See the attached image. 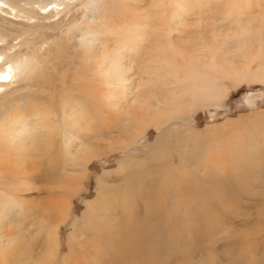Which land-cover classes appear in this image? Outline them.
<instances>
[{"label":"bare ground","instance_id":"bare-ground-1","mask_svg":"<svg viewBox=\"0 0 264 264\" xmlns=\"http://www.w3.org/2000/svg\"><path fill=\"white\" fill-rule=\"evenodd\" d=\"M100 1L0 0V100L4 96L11 95L8 93V89L13 84L16 87L17 85L21 87L20 84L29 87L28 83L34 73L41 69L43 65V57L49 56L51 44L42 42L40 46H36L34 40L30 37L34 16L41 18L42 30L57 27L59 22L68 24L69 27L65 36H61L59 40L63 39L69 42L71 41L70 38L79 37L74 29L78 23L76 15L81 13L85 16L84 23L88 22L85 25L97 19V25L100 29L97 32L101 34L99 37L107 42H113V46L103 47V52L99 53L103 57L96 63L99 64L97 70L100 74L98 76L109 83L113 92L111 93V99H109V105L114 106V111L118 115L117 118H121L118 128L116 127L119 130L118 135H121L115 137L113 136L114 132L110 131L102 135L99 134V137L95 136L96 138H94L90 136L91 133H88L94 128L91 125L90 127L87 126L90 121L86 120L84 123L82 121L84 116L80 113L77 102L79 99L81 100V97L75 98V102L72 101L70 95L65 98V104H69L71 111L64 117V126L57 123L53 125L46 121L44 123L45 129L42 130L43 119L41 117L30 124L28 122L29 114L16 111L0 121V154L2 153V157H7L6 155L10 156V153L20 152L23 156L18 155L16 157L17 161L13 158L12 160H1L0 158V173L18 175L24 172L26 166L24 164L30 162L27 161L30 154H48L50 142L54 140L57 143L61 138L64 139L68 154L75 149V146L81 144L79 150L75 151L73 160L74 162L76 160L78 168L82 167V169L88 170L89 163L96 157L114 151L128 150L127 148L134 144L137 138L147 134V129L150 126L162 127L149 151L151 161L148 163L137 158L123 161L119 169V173L123 175L122 186H117L116 190L108 186L111 182H114L110 174L99 179V194L94 199L85 202L83 216L78 222L76 220L72 222L69 228L73 231L67 236L64 243L59 238V225L64 224L71 218L70 198L79 192L84 178L83 174L73 172V175H69L56 191L52 190L53 195H51V198H54V200L38 210V213H45V217H51V220L55 222L54 228H52V225L50 228L42 225L39 229L44 240L39 248L41 250L40 254L37 253L38 256L33 255V251L27 249L17 259H14L13 254H8V258H0V264H85L84 256L92 258L89 264H155L158 260V254L165 253L166 249L162 243L163 239L158 243L161 248L158 249V247L152 245L150 235L146 234V228L141 226L142 223H145L148 214L155 211L149 206V195L152 197V192L149 191L148 186H145L147 183H144V180L150 176L146 166L152 163H164L158 167L157 172L166 180H171V178L177 180L180 176L177 170L178 167L173 166L171 164L172 159L168 158L173 154H179L178 147L180 145H184L188 141L193 142V144L195 141V145H197L198 141L217 142L221 139L220 134L215 132L218 130L217 127L207 129L210 132L207 133L206 138L191 133L186 134L185 132L180 134V131H183L180 130V127L183 126L180 121L188 118L194 109L203 108L214 103L218 104L222 101L228 91L227 86L229 83L234 86L240 85L242 82L264 84V0H253V3L250 2L251 0H237L236 3H232L233 0H221L220 5L223 4L229 7L224 14L235 24L234 28L226 33H222L221 29H218L219 25L214 24V21L202 27L204 18L212 17L210 7H202L208 0H172L169 6L171 7L170 14L173 17V23L180 25L182 21H190L191 25L196 27L194 31L187 32L192 35V39L186 42H184L185 38L174 41L175 39L171 38L170 32H162V29H150L154 27L150 18L157 15L156 9L158 6H162V0H151L153 10L145 7L147 10L143 13L142 10L144 9L141 10L139 5L143 3L147 5L148 1L122 0L124 3L123 6H120L123 9L120 10V12L122 11V20L117 14L112 15V12L109 15H104L103 19L95 18L96 13L101 10ZM148 11L149 13H147ZM115 12L114 9L113 14ZM57 17L58 19L51 24L50 20ZM181 17L186 18L180 19ZM66 19L68 21H64ZM221 19L223 21L224 18ZM110 23H115L117 27L110 28ZM217 23H221V20H217ZM8 25L19 27V32L22 34L21 43L9 45L8 39L11 34L6 29ZM172 31L186 32L181 29ZM155 33L159 35L158 40L150 38ZM83 36L85 34H82ZM78 39L86 46L87 52L91 48L100 50L97 43L93 47L94 44L90 39ZM141 43L148 45V56L145 55L143 58L145 61L143 67L138 68L140 81L138 90L135 86L132 87L133 90L129 93V89L127 90L125 86L123 88L122 83L127 78H120V73H118V71L120 72V66L115 65L114 62L115 60L122 61V54L125 52L131 54L139 51L137 45ZM52 44L58 47V43L56 44L55 41H52ZM44 45L48 50L42 53V46ZM15 49L18 50L15 51ZM24 49L25 51H23ZM127 66L129 67L128 70H131L134 65L130 63ZM121 73L123 74V72ZM119 86H122L123 89ZM94 88H96L95 85L91 84L87 94L99 93V91L93 92L95 91ZM82 89L84 90V88H80L79 92H83ZM118 91L121 99H127L133 94L132 99L126 101L129 104L125 108H122L116 100ZM229 125L230 123L223 124L224 128ZM235 125L236 122L233 121L232 127ZM244 125L247 124L239 125L236 128L240 129ZM254 125L252 128H257L253 131H249L245 127L237 133L245 132L262 135L264 131V114L257 117ZM33 132L35 135L31 137L30 134ZM99 140L103 142L100 143ZM231 142L233 143L227 151L233 152V154L227 158L231 161L230 168L232 169L228 173L229 176L224 177L226 178V184L222 187L223 196L219 198L224 203H215L216 200H213L218 196L212 195L206 206L208 210H213L212 225L217 234L220 232L219 230L221 232L223 229L227 230V222H230L229 218H227L224 225L216 221L218 215L215 211H220V209L229 208L228 217H230L231 212H237L239 215H241L240 213H246L243 216H236L241 219L242 226L239 228L231 227L234 231L237 230L243 233L249 226L264 223V211H261L260 202H255V200L253 201L248 197L245 198L247 193L251 192L253 194L254 191L244 192L247 187L242 186L246 174L250 172L246 167V161L254 155L255 149H240L234 138L231 139ZM8 143L12 145L9 150L7 149ZM172 144H176V148L172 149ZM4 151L7 154H3ZM263 152L264 149L262 150L264 156ZM213 158L205 157L201 161L202 163L205 162V168L212 166ZM191 160L192 157L189 155L184 163L191 162ZM195 161L194 159L192 162ZM236 162H241V164H236ZM237 167H239L238 170L235 169ZM245 167L246 169L242 170ZM6 170H9V173L5 172ZM193 171L202 172L197 169ZM208 174L218 177L211 172ZM196 190L200 194L203 193L201 184ZM237 192H241L240 196L237 195L239 194ZM241 196L243 200L247 199L248 201L238 204ZM5 197L6 193L0 194V223L2 220L1 209L8 203V200L7 203L4 202L6 201ZM201 199L200 204L206 197ZM236 204L237 207L234 206ZM17 206H19L18 203ZM163 207L165 209L166 204ZM258 209L260 216L256 217ZM143 210L146 213L144 218L140 217ZM249 213L255 217L254 220L248 219L250 218L247 216ZM221 216L226 217V213H222ZM84 220L88 222L85 227L80 228ZM139 221L140 223H138ZM197 226L196 237L203 241L205 233L199 230H204L202 229L204 226ZM29 231V229L25 230L24 234ZM259 233L252 234L253 237L246 234L239 240L241 243H252V245L258 247L260 244L258 243L259 239H256V241L255 237ZM22 241L24 243L23 238ZM178 245L181 249V245ZM263 246L264 243H261L259 248ZM63 247L68 248L69 253H66ZM164 259V257H161L159 261Z\"/></svg>","mask_w":264,"mask_h":264},{"label":"rangeland","instance_id":"rangeland-1","mask_svg":"<svg viewBox=\"0 0 264 264\" xmlns=\"http://www.w3.org/2000/svg\"><path fill=\"white\" fill-rule=\"evenodd\" d=\"M145 1H148L147 5L144 3L139 5L141 10L144 9L142 13L146 12L147 9L153 10V7H151L152 1ZM171 1L172 0H162V6H158L156 9L158 12L157 15H155L156 17L150 18L154 26L150 29H162V32H170L171 38L175 39L174 41L180 40L181 38H185L184 42L191 41L192 35L189 33L190 31H194L196 27L191 25L190 21H182L180 25H175L173 23V17L170 14L171 7L169 6ZM220 1L221 0H208L204 3L202 7H210L212 10L210 12L212 17L204 18L202 27L214 21V24L219 25L218 29H221L222 33H226L231 28H234L235 24L224 14L229 7L223 4L220 5ZM235 1L237 0H233L232 3ZM100 2L101 10L96 13L97 15L96 17L94 16L95 18L103 19L112 12V15L117 14L122 20V11L120 12V10H123L120 8V6L124 4L122 0H101ZM250 2L253 3L254 1L251 0ZM114 9L116 12L113 14ZM147 13H149V11ZM76 16V21L78 23L74 30L79 37L76 36L75 39L72 37L69 42L63 39L59 40L61 36H65L69 27L68 24L59 22L57 27H52L51 29L44 28L42 30L41 18L34 16V21H32L34 23L31 24L33 27L31 30L32 35L30 37L34 40L36 46H40L42 42L51 44L48 53L49 56L43 57V65L41 69L34 73L32 79L28 83L29 87H25L23 84H20L21 87H19V85L16 87V85L13 84L8 89L9 91L7 90L11 95L4 96L3 99L0 100V121L2 118L5 119L6 116L19 111L24 114H29L28 122L30 124L41 117L43 119L42 130L45 129L44 123H46V121H49V123L53 125L57 123L64 126V117L71 111L69 104H65V98L70 95L72 96V101L77 97H81V100L79 99L77 102L80 113L84 116L82 121L83 123L86 120L90 121L87 126L90 127L91 125L94 127L88 132L91 133L90 136L96 138L99 137V134L102 135L110 131L114 132L113 136L116 137L118 135L119 130H117V128L121 118H117L118 115L114 111V106L109 105V99H111V93L113 92L109 83L98 76L100 74L97 70L99 64L96 63L103 57L99 55L100 52H103V47H111L113 46V42H107L99 37L101 34L97 32L100 31L97 25V19L85 25V23H88H84L85 16L81 13ZM222 17L224 18L223 21L221 19ZM185 18L186 17H181L180 19ZM57 19L58 17L52 18L50 23L52 24L53 21ZM217 20H221V23H217ZM64 21H68V19ZM115 26V23L109 24V27L112 29L117 27ZM6 29L11 34L8 39L10 46L21 43L22 34L19 32V27L16 28L8 25ZM174 29H181L186 32L180 33L178 31H172ZM13 34H17L18 36ZM82 34H85V36L82 37ZM158 36L159 35L155 33L150 38L157 39ZM78 38L82 40L90 39L94 44L93 47L95 43H97L100 50H98V48H91L89 49L90 51L88 50L87 52L86 46L81 43ZM52 41H55L56 44L58 43V47L54 46ZM42 47V53L48 50L45 45ZM137 48L139 51L131 54L125 52L122 54V61L119 62L115 60L114 62L115 65L120 66V72L117 70L118 73H120V78L129 79H125V82H122L123 88L125 86L127 90L129 89V93H131L135 86L138 90L140 82L138 68L143 67L145 64L143 58L145 55L148 56V45L141 43L137 45ZM17 50L18 49H15V51ZM23 51H25V49ZM96 52L98 53L97 55ZM138 56L141 57L138 58ZM129 62L134 65L131 70H128L129 67L127 65L130 64ZM114 71L113 69V72ZM121 72H123V74ZM14 80L13 82H15ZM91 84H94L96 87L93 92L99 91V93L87 94ZM131 84L132 86H130ZM227 87L228 91L223 100L218 104L214 103L203 108L194 109L188 118L180 121V123L183 124V126L180 127V130H183L182 132L180 131V134L185 132L186 134L191 133L206 138L207 133L210 132L207 131V129L210 130L217 127L218 130L215 132L220 134L221 139H219V141H198L197 145H195V141L194 144L188 141L184 145H178L179 154H173L168 158L170 160L172 159V162H170L173 166L178 167L177 170L180 176L178 179L176 178L177 180H174L175 178L166 180L157 172L158 167L164 163H152L146 166V170L150 172V176L144 180V183H149V185H145L148 186L149 191L152 192V197L149 195V206L155 209V211L148 214L145 223H142L141 226L146 228V234L150 235L152 245L158 247V249L161 248L158 246V243L163 239L162 243L165 245L166 249L165 253L158 254V260L155 264H264V246L259 248L261 243H264V223L262 225L249 226L243 233L237 230H235V232L232 228H239L242 226L241 219H238L236 216H243L246 213H240L241 215H239L237 212H231L230 217H228L227 214L230 209H220V211H215L218 215L216 221L224 225L226 224L227 218H229L230 222H227V230L223 229L222 232L219 230L220 232L217 234L212 225L214 216L213 210H208L206 208L212 195L218 196V198H214L213 200H216L215 203H224V201H220L221 199L219 198L223 196L222 187L226 184V178L224 177H228V173H230L232 169L230 168L231 161L228 160L227 157L233 154V152L227 150L231 147V143H233L231 139L234 138V141H237V146L240 147V149H255L253 152L254 155L249 157L246 161V167L250 172L247 171L248 174H246L242 186L244 188L247 187L244 192L254 191L253 194L251 192L245 193V198L248 197L253 199V201L255 200V202H260V206H262L261 211H264V156L262 154V150L264 149V131L262 135L248 134L245 132L237 133L245 127H247L249 131H253L257 128H252V126H255L254 122L257 120V117L264 114V84L242 82L240 85L234 86L229 83ZM80 88H84V90L82 89L83 92H79ZM119 88H122V86H119ZM117 94L118 98L116 100H118V104L121 105L122 108H125V106L129 104L126 103V101L131 100L133 97L132 94V96H129L127 99H121L119 91ZM233 121L236 122V125L232 127ZM225 123H230V125L224 128L223 124ZM243 124L247 125H244L240 129L236 128ZM161 128L150 126L147 129V134L137 138L134 144L127 148L128 150L114 151L96 157V159L89 163L90 166L88 170L82 169V167L78 168L76 166V160L75 162L73 160V155L75 151L79 150L81 144L75 146V149L68 154L64 139L61 138L57 143H55L54 140L50 142L48 154H30V158L27 160L30 162H25L24 165L26 166L24 167V172L18 175H4L0 173V194L6 193V197L4 198L6 201L4 202L7 203L8 200V203L1 209L0 258H8V254H13L14 259H17L20 257L21 253L27 249L33 251V255L38 256L37 253L40 254L41 250L39 248L42 246L44 240L39 229L42 225H46L47 228H50L52 225V228H54L55 222L51 220V217H45V213H38V210L48 202L54 200V198H51V195H53L52 190L56 191L61 183L67 180L69 175L71 176L73 172H77L78 174H83L84 178L82 179L79 192L70 198L72 216L67 222L59 225V238L65 243L67 236L73 231L69 228L70 225L75 220L78 222L83 216L85 202L94 199L95 196L99 194L98 180L110 174L114 182H111L108 186L116 190L117 186H122L123 175L119 173V169L123 161L137 158L138 160L150 163L151 155L149 151L154 145V141L158 137L159 132L162 130ZM32 135H35V133L33 132L30 134L31 137H33ZM61 136L63 137L62 134ZM98 142L102 143L103 141L99 140ZM7 145V149L9 150V147L12 145H10V143ZM176 146V144H172V149H174V147L176 148ZM1 147L3 148L2 144ZM1 154V160H12L13 158L17 161L16 157H18V155L23 156L20 152L10 153V156L6 155L7 157H2ZM3 154L7 153L4 151ZM189 155L192 157L191 162L184 163V160H186ZM205 157H214L212 159V166H207L205 168V162H201ZM194 159L198 163L196 161L192 162ZM236 164H241V162H236ZM246 167L241 169L245 170ZM238 168L239 167L235 169L238 170ZM194 169L202 172H194ZM8 171L9 170H6L5 172ZM210 172L218 177L209 175L208 173ZM200 184L203 189V193L201 194L203 195L196 190ZM237 193H239L237 195L240 196L241 192ZM205 197L206 199L200 204L201 198ZM247 201V199L243 200L241 196L238 204L246 203ZM17 203L19 206H17ZM165 204L166 208L164 209L163 206ZM234 206L237 207L238 205L236 204ZM222 213H226V217H222ZM145 216L146 213L143 210L140 217L144 218ZM247 216L250 217L248 218L249 220L255 219L250 213ZM259 216L260 211L258 209L256 211V217ZM87 222V220H84L80 228L85 227ZM138 223H140V221ZM197 225L204 226V228H202L204 230H199L205 233L203 241L196 237L198 231ZM88 226L89 224L87 227ZM28 229L30 231L24 234V231ZM257 232H260L259 235L255 237V240L259 239L258 243L260 244L258 247L252 245V243H244L243 241V243H241L239 240L246 234L253 237L254 235L252 234ZM176 241H178V243H176ZM178 244L181 245V249L178 247ZM63 248L66 253H69L68 248ZM161 257L165 259L159 261ZM11 259L14 260L13 258ZM83 259L85 260V264H89L92 258L84 256Z\"/></svg>","mask_w":264,"mask_h":264}]
</instances>
